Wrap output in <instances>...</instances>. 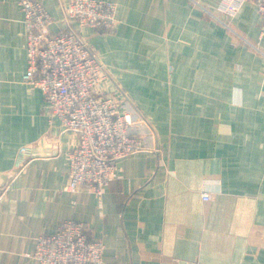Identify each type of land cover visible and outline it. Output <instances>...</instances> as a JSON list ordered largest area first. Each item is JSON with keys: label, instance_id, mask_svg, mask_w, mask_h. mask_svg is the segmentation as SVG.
I'll use <instances>...</instances> for the list:
<instances>
[{"label": "crops", "instance_id": "0c3cea01", "mask_svg": "<svg viewBox=\"0 0 264 264\" xmlns=\"http://www.w3.org/2000/svg\"><path fill=\"white\" fill-rule=\"evenodd\" d=\"M41 1L64 28L67 0ZM113 1L117 27L83 32L144 116V150L96 194L66 188L77 135L23 81L24 15L0 0V264H39L38 236L70 218L105 243L102 264H264V56L204 9L229 20L222 0ZM231 22L264 50L253 3Z\"/></svg>", "mask_w": 264, "mask_h": 264}, {"label": "built area", "instance_id": "2783aa9c", "mask_svg": "<svg viewBox=\"0 0 264 264\" xmlns=\"http://www.w3.org/2000/svg\"><path fill=\"white\" fill-rule=\"evenodd\" d=\"M199 4V0H194ZM246 2L260 15L264 37V0H222L220 13L203 8L232 34L231 43L250 45L264 56L260 40L252 41L231 22ZM24 15L27 68L23 81L39 88L46 102L50 124L59 120L74 131L77 143L68 153L72 192L101 194L118 170V161L144 150V138L132 127L143 115L127 107L128 95L84 34L86 28L113 29L119 23L118 3L113 0H67L64 28L53 31L52 16L41 0H18ZM31 145H22L16 162L20 171L32 158ZM204 200L211 198L203 191ZM105 243L88 232L85 223L63 220L57 231L38 236L33 253L39 264H102Z\"/></svg>", "mask_w": 264, "mask_h": 264}, {"label": "rangeland", "instance_id": "374dc122", "mask_svg": "<svg viewBox=\"0 0 264 264\" xmlns=\"http://www.w3.org/2000/svg\"><path fill=\"white\" fill-rule=\"evenodd\" d=\"M251 3V2H250ZM232 19V18H231ZM245 35V34H244ZM247 37V36H246ZM248 38V37H247ZM240 43H242V42H240ZM250 46V45H249ZM251 47V46H250ZM252 48V47H251Z\"/></svg>", "mask_w": 264, "mask_h": 264}]
</instances>
